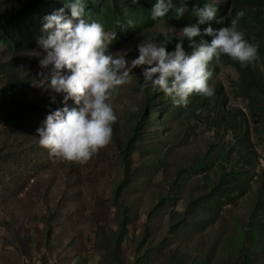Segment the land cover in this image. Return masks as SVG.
<instances>
[{"label": "trees", "instance_id": "trees-1", "mask_svg": "<svg viewBox=\"0 0 264 264\" xmlns=\"http://www.w3.org/2000/svg\"><path fill=\"white\" fill-rule=\"evenodd\" d=\"M57 1L0 0V264H22L34 242L42 250L40 264H95L92 255L99 264H264V168L252 190L246 176L249 151L230 140H199L195 131L207 121L212 131L224 125L236 132L217 93L210 106L207 98L194 94L187 107H178L145 86L142 77L133 90L139 110L123 119L115 111L112 142L87 167L59 161L40 145L36 130L49 112L63 107L62 95L48 86L51 66H39L45 17L60 8L70 17L65 6L53 5ZM196 1L172 3L188 9ZM93 4L88 0V6ZM113 5L122 11L121 0ZM169 40L172 51L179 39ZM183 47L191 53L186 37ZM68 104L77 107L72 100ZM193 108H199V117L191 115ZM165 118L178 120L181 130L167 129ZM105 177L110 184L101 189ZM144 183L150 184L146 207L137 193ZM83 189L90 211L75 194ZM241 199L251 204L236 220ZM210 223L215 226L207 231ZM82 225L91 226L89 235ZM34 231L45 236L46 250ZM187 240L198 248L194 257L180 247Z\"/></svg>", "mask_w": 264, "mask_h": 264}, {"label": "clouds", "instance_id": "clouds-1", "mask_svg": "<svg viewBox=\"0 0 264 264\" xmlns=\"http://www.w3.org/2000/svg\"><path fill=\"white\" fill-rule=\"evenodd\" d=\"M85 5V0H71L67 5L70 17L64 8L46 16L42 30L47 35L38 40L43 52L39 66H51L48 86L62 95L63 107L49 112L36 131L40 145L62 162L87 164L112 142L113 125L118 121L112 96L117 89L132 83L134 69L142 70L145 86L150 84L171 98L174 106L187 107L194 94L214 96L215 90L209 83L213 77L210 66L222 55L241 66L258 59V45L245 38L236 21L218 30L212 27L218 8L205 4L195 11L196 23L183 27L174 50L167 49L170 40L143 39L137 45L138 55L129 61L124 55L110 54L109 46L116 39V32L106 31L100 22L86 20ZM172 8V0H156L151 19L166 17ZM186 11V6L181 5L173 18L181 19ZM238 15L242 17L244 13ZM116 23L124 27L119 20ZM206 23L208 26L201 29L200 25ZM127 24L132 26L134 22L128 20ZM204 36L213 38L209 43ZM184 37L192 49L190 54L183 47ZM196 37H200L198 42ZM51 99L56 102L55 96ZM69 100L77 107H70Z\"/></svg>", "mask_w": 264, "mask_h": 264}, {"label": "rangeland", "instance_id": "rangeland-1", "mask_svg": "<svg viewBox=\"0 0 264 264\" xmlns=\"http://www.w3.org/2000/svg\"><path fill=\"white\" fill-rule=\"evenodd\" d=\"M92 1L94 4L88 6V0H85V19L89 22L94 20L102 23L108 32H116V39L111 43L108 51L113 56L124 55L129 61L138 55L137 45L143 39L160 41L169 40L170 36H177L180 41L183 35L181 29L197 21L198 17L195 11L204 7L205 4H211L218 8L217 18L214 20L215 25L231 26L232 22L236 21L237 29L245 34V38L250 43L258 45V59L250 65L251 68H248V65L241 66L239 62L233 61L227 55L221 56L219 61L214 62L213 77L211 78L210 85L214 88L215 94L217 93L219 96L221 109L231 114L230 123L236 128L237 133L235 130H227L224 125L212 131L208 129L207 121L197 124V129L195 130L199 134V140L209 138L212 139L211 142L230 140L237 145L245 147L249 151L250 161L246 166V176L250 178L252 190H255L258 186L259 174L264 168V0H197L193 7L187 9L181 19L173 18L175 9L178 8L173 4V8L169 14L156 21L151 19V11L156 0H136V2H133V0H121V12L116 11L113 0ZM70 2L71 0H58L53 5L55 7L63 5L69 9L67 5ZM241 12L244 13L242 17L238 15ZM117 20L124 27L117 25ZM128 20H132L134 25L129 26L127 24ZM176 24H179L182 28L177 30ZM203 38L207 41L208 36H204ZM194 39L198 42L200 37ZM170 46L171 43L169 42L167 48ZM141 72L140 68L134 69L131 74L132 83L114 92L112 101L115 104V111L120 114L122 119L125 114L133 115L139 110L138 98L134 95L133 90L141 84ZM250 73H253L254 79L258 78V80L253 81ZM203 100L208 101L207 106H210L214 99L212 96ZM203 112L205 113V110ZM191 115L199 117V108H193ZM177 121L175 123L171 118L163 119L165 127L176 133L181 130ZM183 134L184 130L181 132V135ZM136 158L138 160L140 156L137 154ZM88 163L83 164V166L87 167ZM58 183L64 185L62 180L58 181ZM109 184L110 181L105 177L99 185L103 189ZM148 187H150V184L144 183L137 190L139 199L141 200L140 205L142 204L144 207L147 206L150 199V194L147 192ZM81 188V186L74 187L76 190H80ZM75 194L78 201L83 202L82 208L90 211L91 204L88 199V191L83 189ZM250 204L251 201H246V199L240 200L239 206L235 211V213H238L237 218H235L236 220L240 219L239 217L245 213ZM227 219L230 221L228 224L235 225L234 222H231L229 216H227ZM210 226L214 227L215 225L214 223H210L205 226L207 231H210ZM82 228L85 235L90 234V225H82ZM43 231H45V226L43 227ZM203 231L201 233L202 236ZM34 234L39 239L40 245L45 249V236L40 231H34ZM131 237L132 233H129V237L125 242L127 251L131 249ZM199 237L201 238V236ZM180 247L187 250L188 253L191 252L193 257L197 255L198 248L192 240L182 242ZM2 254L3 251L0 249V259L2 258ZM10 255L14 258L16 257L15 253H11ZM41 255L42 250L34 242V250L26 255L25 261L22 264H40ZM91 257L95 264H99L96 256L93 257L92 255Z\"/></svg>", "mask_w": 264, "mask_h": 264}]
</instances>
